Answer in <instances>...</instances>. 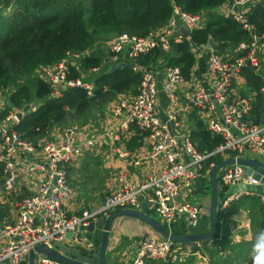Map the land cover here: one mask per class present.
<instances>
[{
    "label": "built area",
    "instance_id": "1",
    "mask_svg": "<svg viewBox=\"0 0 264 264\" xmlns=\"http://www.w3.org/2000/svg\"><path fill=\"white\" fill-rule=\"evenodd\" d=\"M258 6L264 7V0H227L214 9L216 14L239 23L251 37L249 42L233 47L232 56L221 54L218 46L210 47L209 41L202 44L191 41L192 32L207 26L213 10L191 13L175 4L169 21L162 28L153 30L147 36L125 33L106 42L105 63L112 67L122 62L130 63L155 50L169 52L173 44L186 38L191 41L195 59L196 54L203 58L210 85L195 84L185 76L181 67L165 65L162 60L157 65L135 66L142 71L137 93L122 96L110 111L120 119L113 133L114 152L120 158L132 157L130 150L115 146V142H122L129 127L135 125L146 133L149 150L143 158L137 155L132 158L133 164L139 166L141 160L152 163L162 161L164 166L141 183H136L127 173H119L116 176L117 185L98 212L84 210L70 215L65 202L73 193L69 168L81 160L85 151L100 146V138L89 128L74 125L65 128L59 138L47 141L38 149L34 142L24 139L13 128L20 121L19 111L14 108L6 113V101L13 89L0 91L1 184L5 190H14L22 168L30 175L42 177L33 193L16 201L15 217L0 225V264H21L38 246L53 249L69 232L73 235L88 233L90 225L97 222L101 215L108 218L116 209L143 211L145 204L151 205L168 223L179 215H187V230L197 231L200 206L180 202L179 198L204 175V162L212 155H220L223 160L264 159V123L259 124L251 117L253 99L240 90L242 82L246 81V70L252 69L259 77V93L264 97V32L258 34L250 19V13ZM184 30H189L190 35H185ZM88 53H68L57 63L37 69V75L50 85L53 97H59L74 87H83L90 96L93 95L94 86L86 80L87 73L80 78L70 76L71 66ZM103 66L92 71L97 72ZM4 92H8L7 97ZM162 92L169 102L166 120L158 114ZM194 110L199 112L206 129L222 138L211 153L199 152L189 137L190 133L182 135L175 130L186 119V114ZM215 165L211 164V168ZM220 172L218 178L222 187L228 188L241 182L259 183L237 163L224 167ZM243 195H257L264 205V194L254 190L225 196L219 205L226 208ZM203 253L206 257L201 242H174L161 236L144 241L132 264H145L148 260L176 262L190 256L203 258ZM37 257L38 264H68L40 253Z\"/></svg>",
    "mask_w": 264,
    "mask_h": 264
},
{
    "label": "trees",
    "instance_id": "2",
    "mask_svg": "<svg viewBox=\"0 0 264 264\" xmlns=\"http://www.w3.org/2000/svg\"><path fill=\"white\" fill-rule=\"evenodd\" d=\"M227 0H2L0 2V91L12 88L8 98L7 112L14 108L23 109L34 103L31 110L14 124L13 128L23 138L34 142L50 140V134L56 127H63L69 119L87 123L90 119L103 115L105 106L119 94L137 93L142 79V71L124 67L111 70L105 63L106 42L121 34L147 36L150 32L162 28L169 21L174 4L184 11L196 13L201 10H213L205 28L192 32L191 41L202 44L213 37L221 50L235 47L241 42H249L251 37L242 26L231 18L214 13V9ZM250 19L258 34L264 32V7H255ZM191 41L184 39L173 44L169 52L155 50L130 61L137 66L157 65L160 60L165 65L179 66L185 76L190 77L195 55ZM82 60L71 66L70 76L80 78L88 74L94 91L90 96L83 87L66 90L61 96L53 97L51 87L37 75L41 66L55 64L68 53H84ZM221 53V51H220ZM223 54V53H221ZM104 66L95 72L93 68ZM92 71V72H90ZM82 72V73H81ZM249 90L256 92L253 99L251 117L259 124L264 123V97L259 93L260 81L252 69L246 70ZM93 76V77H91ZM127 142L129 149H135L146 136L140 129ZM197 150L211 153L221 143L219 135L209 132L202 121L197 119L189 134ZM223 161L220 155H212L204 162L203 172L211 164ZM212 169V168H211ZM2 166L0 164V184ZM226 188V187H223ZM225 191V190H224ZM223 191V192H224ZM222 192V193H223ZM241 209H247L251 219V242L235 244L232 254L224 256L220 252L232 242L218 238L221 221ZM7 212L0 206V223ZM264 233V205L257 195H243L228 207L221 205L217 214V233L203 242L210 264H254V245L257 236ZM221 247V249H219ZM239 250H238V249ZM247 248L246 251L243 249ZM249 253V255H248ZM191 257L190 259H192ZM236 260V261H235ZM241 260L242 263H236ZM188 264L191 261L164 262L148 260L145 264ZM106 264V261L103 263Z\"/></svg>",
    "mask_w": 264,
    "mask_h": 264
},
{
    "label": "crops",
    "instance_id": "3",
    "mask_svg": "<svg viewBox=\"0 0 264 264\" xmlns=\"http://www.w3.org/2000/svg\"><path fill=\"white\" fill-rule=\"evenodd\" d=\"M216 43L219 47V43ZM217 49L222 52L226 51L227 48H225L224 50H221L220 48ZM234 51L233 47H229V50L223 54L232 56L234 55ZM202 61L203 58L201 57V55L196 54V59L191 69L190 78L195 84L210 85V79L205 74L204 64L202 63ZM186 87H188L187 84ZM240 90L241 93L251 97L252 99H254L257 94L255 91L252 92L249 90L247 75L246 81L242 82ZM127 94L134 93L127 92L119 94L117 97V101L122 96ZM116 102H114L109 107V111H105L103 115H98L96 118H94V121L90 120L85 124H79L81 126L89 128L94 135L100 138L102 144L94 149L85 151L81 160L69 168V180L72 184L71 186L73 193L71 198L65 202V207L70 215L79 213L84 210L98 212L103 206L107 195L110 194L117 185L116 176L119 173H127L133 178L134 181H136V183H141L147 177L158 173L164 166V162L162 161L158 163H152L149 161L144 162V160H141L142 162L139 166L133 164L134 162L132 161V158H134L136 155L143 158L149 150V142L147 136L143 138V142L140 146L136 147L135 149L128 148L127 142L138 129L135 125H131L129 127L127 136L122 142H115V146L126 147L128 150H130L132 152V157L120 158L115 154L113 148V133L119 126L120 119L114 117L112 113H110V111ZM33 106L34 103L32 107ZM16 109L19 112H22L21 109ZM168 110L169 102L164 92H162L160 93V99L158 103V114L162 120H166ZM197 119L202 121L200 119L198 111L194 110L191 113H187L186 119L182 120V123L179 126L175 127V130L182 135H188L189 133H191L192 128L197 122ZM63 130L59 127H56L50 134V140L59 138ZM47 141L49 140H39V143L37 144L38 149H40V147ZM39 155L40 154L38 153V156ZM138 158L136 157V159ZM41 180V176L30 175L25 168H22L18 177L17 186L14 188V190H5L2 184H0V206L7 212L6 217L2 219V223H0V225H3L5 222H8L15 217L16 201L25 195L33 193L38 188ZM218 182L220 186V195H223L225 193L224 190H226L227 188H223L221 186L219 178ZM208 183H210L209 187H211L210 175L207 171L193 185L192 188L184 191L179 198L180 202H190L188 200L190 198L194 197V199H197V196L201 197L199 201L197 199V205H199L201 208L199 225L196 229L199 233H207L210 230L209 213L212 200V192L210 195L205 191L206 188H208ZM224 197L225 196H222V198ZM118 210L121 209H116L113 212H116ZM140 212L153 217H155L154 213H156L152 206L149 204H145L143 207V211ZM106 219L107 218L101 215L98 221L94 222L95 227L93 231H90L89 229L88 233L86 234H72L70 237H66L62 241L58 242L53 249H56L63 255L82 261L84 263L96 264L99 261L100 257V247L102 243L103 230ZM186 220H188L187 215L182 214L170 223L164 220L159 221L163 225H165L172 233L180 235L189 233V231L187 230V224L185 223ZM218 233L219 239L225 241L228 240L232 242L231 245H235L239 242H250L253 235L251 231L250 214L248 213L247 209H241L238 213L222 220L221 227ZM155 237H161V235L142 220L130 217H121L117 219L113 224L110 233L109 247L105 259L106 263L132 264L142 243ZM213 240L214 239L210 240V243H212ZM201 243L202 250L203 252H205V244H203V242ZM219 249H221V247H219ZM228 252L232 253V249L230 248ZM221 253L225 255L226 252L225 250H222L220 254ZM38 254L39 253H37V256ZM207 254L208 253L205 252L207 260L205 259L206 257L203 253V258L192 256L193 258L190 259V256L182 261H186L189 259V261L191 262L198 261L201 264H210V257ZM37 256L35 264H38ZM21 264H29V257L25 262Z\"/></svg>",
    "mask_w": 264,
    "mask_h": 264
},
{
    "label": "water",
    "instance_id": "4",
    "mask_svg": "<svg viewBox=\"0 0 264 264\" xmlns=\"http://www.w3.org/2000/svg\"><path fill=\"white\" fill-rule=\"evenodd\" d=\"M185 35L189 36V30H184ZM209 46L216 48L217 43L214 38L209 39ZM135 63H126L122 62L117 65H113L111 70H118L124 67L135 68ZM33 103L27 104L22 112L17 113L18 119L21 120L26 112H28L32 108ZM242 165L245 173L248 176H251L253 179H256L258 184H248L241 182L240 184H234L229 186L223 195H220V186L218 182V172L222 170L226 166L234 165V164ZM210 182L212 189V200L210 206V230L207 233H199L198 231L190 232L188 234H175L172 233L168 228L163 225L159 220L155 217L144 214L140 211L133 209H121L116 212H112L109 217L106 219L102 243L100 247V257L99 261L96 264H103L106 259V255L108 252L109 241H110V233L115 221L121 217H130L138 220H142L150 225L155 231H157L162 237L168 238L174 242H182V243H196V242H204L206 240H212L217 233V214L219 209V204L222 196H228L232 194L239 193L242 190H254L259 194H264V162L257 158H240L238 160L235 159H227L215 165V167L211 170L210 173ZM95 227V223L93 222L89 229L93 231ZM72 232L67 234V237H70ZM37 253L43 254L47 257L66 262L68 264H87L82 261L70 258L66 255L59 253L56 249H51L46 246H38L34 250L31 251L29 255V264L36 263Z\"/></svg>",
    "mask_w": 264,
    "mask_h": 264
},
{
    "label": "rangeland",
    "instance_id": "5",
    "mask_svg": "<svg viewBox=\"0 0 264 264\" xmlns=\"http://www.w3.org/2000/svg\"><path fill=\"white\" fill-rule=\"evenodd\" d=\"M229 50V47H227V49H226V51H222L221 53H225V52H227ZM106 54H107V51L105 52ZM82 73V72H81ZM91 77H93V76H91ZM87 81H90L89 79H87ZM91 82V81H90ZM7 95H8V92H4V96L5 97H7ZM117 101V97L113 100V101H111L108 105H106L105 106V111L107 112V111H109V107L114 103V102H116ZM23 109H21V111H22ZM104 111V112H105ZM91 121H94L95 119H90ZM100 120V119H99ZM81 122L82 121H79V120H77V119H75V117L74 118H72V119H69L68 120V122H67V124L65 125V126H63V127H59V128H61L62 130L63 129H65V128H67V127H70V126H74V125H77V126H79V124H81ZM97 122V121H96ZM81 126V125H80ZM263 161H264V159H262ZM220 171L218 172V177L220 176ZM72 185V184H71ZM208 185V188H206V192L208 193V194H210L211 195V192H212V189H211V187H209V185H210V183H208L207 184ZM201 196V195H200ZM197 199H198V201L200 200V198L201 197H199V196H197L196 197ZM197 199H194V197L193 198H190V199H188L190 202H192V203H194V204H197ZM154 216L158 219V220H160V221H162V219L160 218V216L157 214V213H154ZM186 224H187V220H186V222H185ZM224 242H227V241H224ZM251 242V241H250ZM239 243H241V242H239ZM230 246H234V245H230ZM230 246L226 249V247H227V245H226V247L224 248V250H225V255L224 256H226L227 254H232L231 252H228L229 250H230ZM238 249V248H237ZM239 250V249H238ZM244 251H246L247 250V248H244L243 249ZM248 255H249V253H248ZM236 261V260H235ZM170 263V262H169ZM236 263H242V261L241 260H238ZM107 264V263H106ZM177 264H183V263H177ZM188 264H201L200 262H198V261H192V262H190V263H188Z\"/></svg>",
    "mask_w": 264,
    "mask_h": 264
},
{
    "label": "clouds",
    "instance_id": "6",
    "mask_svg": "<svg viewBox=\"0 0 264 264\" xmlns=\"http://www.w3.org/2000/svg\"><path fill=\"white\" fill-rule=\"evenodd\" d=\"M254 252L256 253L253 257L254 264H264V233L258 234Z\"/></svg>",
    "mask_w": 264,
    "mask_h": 264
}]
</instances>
